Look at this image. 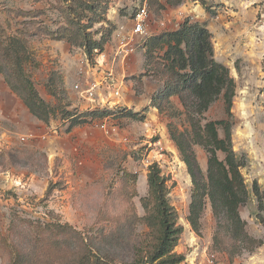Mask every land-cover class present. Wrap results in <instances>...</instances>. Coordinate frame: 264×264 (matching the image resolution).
Here are the masks:
<instances>
[{
  "label": "rangeland",
  "instance_id": "374dc122",
  "mask_svg": "<svg viewBox=\"0 0 264 264\" xmlns=\"http://www.w3.org/2000/svg\"><path fill=\"white\" fill-rule=\"evenodd\" d=\"M204 2L0 0V264L132 259L152 238L141 204L152 163L166 179V198L182 226L174 247L185 255L179 264H264V0ZM144 3L146 33L131 35ZM184 20L209 30L214 59L234 79L231 115L223 89L203 117L228 120L232 149L245 156L240 232L209 202L195 230L187 220L192 182L171 139L173 132L190 133L180 100L187 90H173L167 43L156 38ZM92 46H101L103 56L85 51ZM97 60L106 62L111 88L121 96L111 98L105 89L88 109L73 86L81 68L83 88L99 77L89 68ZM97 109L111 114L89 113ZM190 148L205 174L206 151Z\"/></svg>",
  "mask_w": 264,
  "mask_h": 264
},
{
  "label": "trees",
  "instance_id": "16d2710c",
  "mask_svg": "<svg viewBox=\"0 0 264 264\" xmlns=\"http://www.w3.org/2000/svg\"><path fill=\"white\" fill-rule=\"evenodd\" d=\"M201 4L205 5L204 0H201ZM156 35L157 39L164 37L167 43L164 57L176 81L173 90H187L180 100L188 117L190 133L171 134L192 182L187 220L195 230L200 214L209 202L214 212H222L234 230L240 232L245 223L240 219L237 209L247 198V189L240 172L245 156H238L232 149L231 123L228 120H206L203 117L210 103L218 98L223 89L227 90L222 95L226 113L231 115L234 79L229 75V69L214 59L211 33L206 27L184 20L178 30ZM96 50L102 51L101 46H92L85 51L91 53ZM26 81L35 98L42 103L32 83ZM11 86L15 87L14 84ZM29 109L35 116L40 115L31 107ZM109 111L97 109L89 113L104 116L111 114ZM218 126L223 129L222 136L218 133ZM190 143L200 145L207 153L205 174ZM218 153L223 155L222 159ZM146 182L147 195L141 199L145 212L142 220L149 229L146 235L152 238L142 247H136L132 259L122 264H179L185 255L174 251V247L180 238L182 226L177 224L176 212L166 198V179L156 163L149 165ZM254 188L257 193L256 184ZM60 225L70 229L68 224ZM85 259L89 263V257L85 256ZM92 264L105 263L96 259Z\"/></svg>",
  "mask_w": 264,
  "mask_h": 264
},
{
  "label": "built area",
  "instance_id": "2783aa9c",
  "mask_svg": "<svg viewBox=\"0 0 264 264\" xmlns=\"http://www.w3.org/2000/svg\"><path fill=\"white\" fill-rule=\"evenodd\" d=\"M148 17V10H147V5L146 3L142 4L137 8V11L134 14L133 18V26L131 28V35H144L146 33V20ZM121 44H126V41H124V37H121ZM100 56H103V52L99 53ZM101 61L104 60H97L96 64L93 66H89L90 69L94 71H99V77L96 80L89 81L88 85L83 88L82 84L83 83V78L85 73L83 71H86L84 68H81L79 71L80 78H79V83L74 84V89L77 90L79 95L83 99H85L88 103L86 107L88 109H93L96 104L97 96L96 94L101 92L103 93L104 90H107V93L109 97H119L121 96V91L117 87L115 89H112L111 86L113 85V77L112 73L110 72V69H107V64L104 61L105 64H103ZM96 109V108H95Z\"/></svg>",
  "mask_w": 264,
  "mask_h": 264
},
{
  "label": "crops",
  "instance_id": "0c3cea01",
  "mask_svg": "<svg viewBox=\"0 0 264 264\" xmlns=\"http://www.w3.org/2000/svg\"><path fill=\"white\" fill-rule=\"evenodd\" d=\"M118 39H119V41H121V40H122L120 36L118 37Z\"/></svg>",
  "mask_w": 264,
  "mask_h": 264
}]
</instances>
